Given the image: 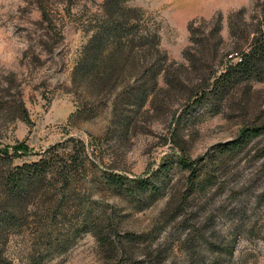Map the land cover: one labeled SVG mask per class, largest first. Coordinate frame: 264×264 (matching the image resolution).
I'll use <instances>...</instances> for the list:
<instances>
[{
    "label": "rangeland",
    "instance_id": "1",
    "mask_svg": "<svg viewBox=\"0 0 264 264\" xmlns=\"http://www.w3.org/2000/svg\"><path fill=\"white\" fill-rule=\"evenodd\" d=\"M257 6L0 0V264H264V75L192 95L237 61ZM109 27L94 61L88 41ZM43 156L83 169L2 222L1 183Z\"/></svg>",
    "mask_w": 264,
    "mask_h": 264
},
{
    "label": "trees",
    "instance_id": "2",
    "mask_svg": "<svg viewBox=\"0 0 264 264\" xmlns=\"http://www.w3.org/2000/svg\"><path fill=\"white\" fill-rule=\"evenodd\" d=\"M257 7L259 10L256 12V21L255 28L251 34H246L245 36V49L236 48V55L239 54L237 61L226 65L219 74L215 75L210 81L211 77H201L197 85H193L192 95H219L220 92L228 86L229 82L237 81L238 75L245 74V77H252V75L256 76L255 79L261 80L264 75V0H256ZM118 30L116 27L109 28H101L94 32L91 38L88 41L89 50L92 52V58L96 61L99 47L107 38L116 39L119 37ZM251 35V36H250ZM157 42L155 35H150ZM143 37L139 40V42L143 41ZM111 40V39H110ZM202 49V43L195 49ZM190 55V54H189ZM195 55V54H193ZM190 60V59H189ZM192 63V62H191ZM150 69L153 71L150 73V77L152 83H155V63L151 64ZM92 79L97 81V75L91 74ZM163 75L165 76V80L171 86H175L174 89L179 87L178 76L174 71H170L167 68ZM261 131H264V125ZM246 133V132H245ZM253 135L260 133V130L252 132ZM244 134V133H242ZM241 143L230 142L228 146H233L234 149L238 148ZM7 153V151H4ZM15 150L14 153H16ZM17 154V153H16ZM187 163V161H184ZM78 169H83V159L79 157L69 158L63 165H54L50 161V157L43 156L39 158L37 161H33L30 163H23L20 166H16L15 174L8 175L6 177V181L2 182V186L4 187L5 198L3 202L7 208V215L1 219L4 222L5 219H15L18 218V215H25V211L27 209L28 203L27 199L31 198L35 193L39 192L44 188V180L46 178H53L54 175L64 173L65 176L68 177L72 175L74 171ZM127 178L125 176H111V184L114 186L123 187L124 182ZM141 183V182H139ZM143 184V183H141ZM24 217V216H23ZM86 224H83L85 226ZM95 235H101L105 232L102 228L101 224H93L90 228Z\"/></svg>",
    "mask_w": 264,
    "mask_h": 264
}]
</instances>
